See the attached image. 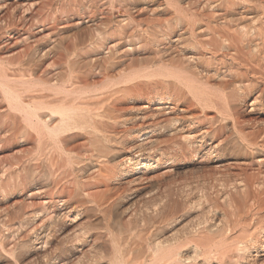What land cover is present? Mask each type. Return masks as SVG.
Here are the masks:
<instances>
[{"label": "rangeland", "instance_id": "obj_1", "mask_svg": "<svg viewBox=\"0 0 264 264\" xmlns=\"http://www.w3.org/2000/svg\"><path fill=\"white\" fill-rule=\"evenodd\" d=\"M61 1L1 0L2 19L7 13H13L14 22L28 25L33 21L35 28L27 31L28 34L24 29L4 34L8 19L0 21V62L11 60L12 68L24 65L27 61L24 49L34 43L41 48L52 40L66 46L81 38H97L101 42L100 56L109 47L115 54L109 63L103 64L100 74L94 70L90 83L98 89L114 85L116 90L141 87V91L134 90L125 97L117 94L115 100L98 105L102 107L101 112L107 103L114 110L115 123L105 116L98 119L108 136L109 151L100 153L99 145L90 143L84 134L71 141L72 146L83 145L84 182L99 161H105L110 170L108 189L97 190L104 203L100 211L94 210L90 199L83 206L73 200L69 203L71 206H66L67 210L72 208L68 216L50 220L53 213H62V205L49 187V163L36 159L37 146L19 134L9 143L0 144L2 234L7 236L5 225H15L18 237L32 230L38 235L48 233L43 249L38 241L13 254L8 251L9 244L17 239L9 237L5 249L0 247V264H40L44 254L45 264H86L91 258H96V264H108L118 251L126 258L131 257L129 252L135 247L144 251L146 239L155 232L163 238L181 237L204 217L209 220L228 214L230 208L220 198L225 189L238 180L254 179L260 172L264 174V145H261L264 79L253 80L242 94L233 87L225 90L224 82L228 79H223L224 74L212 75V69H221L220 66L207 60L190 61L200 52L201 36L186 35L183 26L177 23L197 22L210 12L221 10L219 13L228 17L234 13L231 19L247 25L251 20H261L264 0H82V11H73L66 19L62 17L53 28L51 18L59 16ZM209 4L214 9L210 10ZM75 6L70 3L73 10ZM124 18H128V22L119 25L118 20ZM169 27L174 29L173 35L162 38ZM26 35L29 38L24 39ZM178 36L183 39L175 41ZM89 52H79L69 66L83 67V72L91 70L87 58L94 53ZM51 58L36 70V75L44 80L50 79ZM158 67L185 69L189 73L206 69L210 74L202 73L199 77L207 83L205 88L212 94V102L203 108L193 101L192 108L181 112L187 105L174 106L171 92L163 86L151 88L143 78H129ZM102 99L86 98L83 102ZM0 107H4L2 100ZM234 120L239 122L235 129ZM211 126H215V132L209 139L203 138V131ZM249 139L258 143L257 154L235 143L237 140L246 143ZM214 145L218 148L210 150L209 146ZM50 198L58 202L47 203ZM169 213L172 217L167 221ZM51 221L54 222L52 227Z\"/></svg>", "mask_w": 264, "mask_h": 264}, {"label": "bare ground", "instance_id": "obj_2", "mask_svg": "<svg viewBox=\"0 0 264 264\" xmlns=\"http://www.w3.org/2000/svg\"><path fill=\"white\" fill-rule=\"evenodd\" d=\"M61 2L63 6L59 16L51 18L53 28L57 27V23L61 21L62 17L66 19L73 11L78 12L83 8L82 0H63ZM70 3H75L76 9L73 10ZM263 3L262 8L264 9ZM208 7L210 10L213 8L210 4ZM219 12L217 13V10L213 13L210 12L211 14L203 16L197 22L184 20L186 22L178 21L177 24L179 27L183 26V32L186 35L193 37L199 34L201 37H198L203 39V42L198 44L200 52L191 57L190 61L196 63L200 60H207L217 64L221 69H212V75L224 74L223 79L225 77L228 79L227 82H224L225 90L233 87L237 89L238 94H242L254 81L264 79V14H262L261 20H251L249 24L242 25L245 23L244 21L238 24L237 20L231 19L234 13L232 15L230 12L232 16L228 17L227 14ZM4 19H8L4 27V34L19 32L18 30L21 29L26 30V34H28L27 31L35 28L33 21H30L28 25L14 22L13 13H7L3 19L0 17V21H4ZM118 22L119 25H124L128 22V18L120 19ZM172 33H174V29L169 27L162 34V38L167 39ZM25 38L27 39L29 36L26 35ZM180 39L183 37L178 36L175 41ZM84 45L86 46L84 47ZM100 48L101 42L97 38L88 40L81 38L78 42H70L66 46H63L61 41L52 40L51 44L41 48L38 43L26 47L24 50L27 61L18 68H12L11 60L0 62V100L4 103V107H0V144L9 143L13 137L19 134L37 146L36 159H43L49 163V187L62 205V213H53L49 217L50 220L68 216L72 208L67 210L66 206L73 200L83 206L90 199L94 204V210L100 211L104 208V203L98 197L97 190L100 187L108 189L107 177L110 170L105 161H99L98 165L92 168L88 180L84 182L83 163L86 159L83 158V145L72 146L71 141L84 134L90 143L99 145L100 153L109 151L108 136L102 130L98 119L105 116L109 121L115 123V118L112 117L114 110L107 103L104 111L101 112L102 107L99 108L98 105L114 99L117 94H122L125 97L132 91H138L141 88L116 90L113 88L114 85L101 89L93 86L89 79L90 77L92 79L94 70L96 74H100L103 71V64L109 63L115 54L109 47L100 56ZM83 50L94 53V56L87 58L88 63L92 65L91 70L87 69L84 72L83 67L76 69L69 66L72 59L76 58ZM50 57L53 58H51L53 60L52 72L50 79L44 80L36 75V70L41 64L50 60ZM100 60L102 63H99ZM204 70L189 73L185 69L158 67L142 74L131 75L129 78H143L151 88L156 85L163 86L169 93L171 92L174 106L177 104L187 105L185 109L181 110L184 112L192 108L193 101L203 108L212 102V94L205 88L207 83L199 77L202 73L206 76L210 74L209 71ZM104 71L106 72V69ZM41 74L46 75L45 73ZM86 98L103 99L93 103L83 102V99ZM237 123L239 124L236 120L233 121L234 129ZM214 132L215 126H211L203 131L202 136L209 139ZM262 138L261 145H264V136ZM245 142L237 140L235 143L241 149L250 150L252 154L258 153V149H256L258 143L254 139ZM215 148H218V145L209 146L210 150L214 151ZM97 158L100 157L97 156ZM93 190L95 192H92ZM235 195L240 198L234 199L232 196ZM220 198L230 208L228 214H222L220 218L209 220L204 217L194 227L186 230L182 236L180 234L179 238H163L155 232L146 239L144 251L140 252V249L135 247L129 252L131 257L128 258L118 251L108 264H264V174L260 172L254 179L236 181L228 189H225ZM58 201L50 198L47 203L54 204ZM171 213L166 215V218L169 216L167 221L172 217ZM53 225L54 222L51 221L50 227ZM4 227L7 236L2 234L0 229L2 250L7 246L4 244L9 237L16 236L14 239H17L16 242L9 244L10 247L8 246L10 254H13L17 249L28 248L32 242L40 241V249H43L47 243V232V234L39 233L38 235L32 230L30 233L18 237V229L15 225H5ZM97 238H94V241ZM45 261L44 254L40 264H45ZM90 262L96 264L98 261L96 258H91V261L86 264Z\"/></svg>", "mask_w": 264, "mask_h": 264}]
</instances>
